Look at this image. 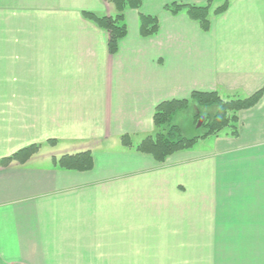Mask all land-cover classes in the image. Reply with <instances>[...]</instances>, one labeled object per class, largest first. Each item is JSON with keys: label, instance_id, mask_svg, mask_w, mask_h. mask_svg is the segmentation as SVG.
<instances>
[{"label": "crops", "instance_id": "obj_1", "mask_svg": "<svg viewBox=\"0 0 264 264\" xmlns=\"http://www.w3.org/2000/svg\"><path fill=\"white\" fill-rule=\"evenodd\" d=\"M209 1L143 0L111 56L82 13L114 5L0 0V264H218L232 250L264 264V94L239 113L237 136L164 162L136 151L164 102L264 89V0H230L208 32L164 10ZM141 14L158 17L157 35H140ZM189 108L194 127L206 114ZM31 145L41 149L26 163L1 164ZM85 151L91 171L57 165Z\"/></svg>", "mask_w": 264, "mask_h": 264}, {"label": "trees", "instance_id": "obj_2", "mask_svg": "<svg viewBox=\"0 0 264 264\" xmlns=\"http://www.w3.org/2000/svg\"><path fill=\"white\" fill-rule=\"evenodd\" d=\"M116 8V14L112 16L98 15L93 12H83V17L104 30L108 35L107 49L111 56L118 54L120 43L128 35V25L126 22V11L129 9L139 10L143 0H104ZM230 6V0H210L204 6L186 5L173 3L165 6L164 10L172 15L186 13L187 16L197 22L204 32L211 28V16L224 14ZM140 35L143 38L153 37L160 30L157 16L140 15L139 25ZM264 94V89L246 98H234L226 100L217 92L202 93L193 92L189 99L173 100L160 104L154 114V123L158 132L154 136H147L136 147V151L152 156L157 162H164L169 156L185 150L192 149L196 143L205 138L219 136L226 130H231L233 136H237L239 113L255 107ZM191 105L199 108H216L213 115L206 114L202 128L205 133L202 136L188 138L182 129L174 124V117ZM203 115L195 117L197 124ZM124 146L132 148L129 136L122 137ZM50 143H55L51 140ZM41 149L40 145L26 147L13 156L1 161L2 165H9L13 162L26 163L31 157L36 155ZM63 169L72 171H91L94 168L93 156L90 151L77 153L74 155H64L57 163Z\"/></svg>", "mask_w": 264, "mask_h": 264}, {"label": "rangeland", "instance_id": "obj_3", "mask_svg": "<svg viewBox=\"0 0 264 264\" xmlns=\"http://www.w3.org/2000/svg\"><path fill=\"white\" fill-rule=\"evenodd\" d=\"M201 109L204 112V114L213 115L216 112V108L215 107H212V108H201ZM191 111H192V108H189V110L182 111V113H180L179 117H177V118H176V116L174 117V121H173L174 124L180 125L183 134L186 137H188V138H191V137H193L195 135H197V136L198 135H203L205 133V129H203L202 127H198V123L194 127H192V126L190 127V125H188V123H190V117H189L188 114H191L190 113ZM220 256L222 258L223 257L224 258L220 259L218 264H230V263L243 264V258H241V254H239L236 251L234 252L232 250L231 254H226V251H223V253L220 254Z\"/></svg>", "mask_w": 264, "mask_h": 264}, {"label": "water", "instance_id": "obj_4", "mask_svg": "<svg viewBox=\"0 0 264 264\" xmlns=\"http://www.w3.org/2000/svg\"><path fill=\"white\" fill-rule=\"evenodd\" d=\"M204 122H205V117H201L199 122H198V127H202Z\"/></svg>", "mask_w": 264, "mask_h": 264}]
</instances>
